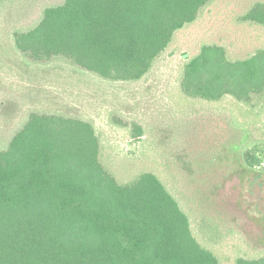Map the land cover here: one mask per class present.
<instances>
[{
  "label": "trees",
  "instance_id": "trees-1",
  "mask_svg": "<svg viewBox=\"0 0 264 264\" xmlns=\"http://www.w3.org/2000/svg\"><path fill=\"white\" fill-rule=\"evenodd\" d=\"M210 1L63 0L31 29L15 31L13 44L26 62L61 58L110 82H137ZM242 19L264 26V3ZM180 90L251 106L264 94V49L230 59L223 47L203 44L184 64ZM130 131L142 141L141 126L131 123ZM251 144L241 147V163L264 172ZM182 205L151 172L119 183L100 162L91 123L32 113L0 149V264H220ZM200 214L202 236L213 239L216 226ZM234 263L264 264V255Z\"/></svg>",
  "mask_w": 264,
  "mask_h": 264
},
{
  "label": "rangeland",
  "instance_id": "rangeland-1",
  "mask_svg": "<svg viewBox=\"0 0 264 264\" xmlns=\"http://www.w3.org/2000/svg\"><path fill=\"white\" fill-rule=\"evenodd\" d=\"M62 2L0 4V149L32 113L87 121L99 139L103 167L119 183L143 172L157 175L180 199L194 235L220 264L264 255V172L249 171L240 160L241 147L252 141L264 169L258 144L264 141V94L246 106L231 98L190 99L180 90L183 66L203 44L223 47L230 59L264 49V26L242 19L264 0H211L137 82H110L61 58L23 60L13 33L31 29L45 8ZM131 123L143 129L138 143L132 141ZM203 211L207 224L216 226L210 240L197 220Z\"/></svg>",
  "mask_w": 264,
  "mask_h": 264
}]
</instances>
